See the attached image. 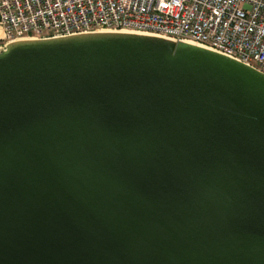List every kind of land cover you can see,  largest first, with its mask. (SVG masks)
Masks as SVG:
<instances>
[{
    "label": "water",
    "instance_id": "95a60500",
    "mask_svg": "<svg viewBox=\"0 0 264 264\" xmlns=\"http://www.w3.org/2000/svg\"><path fill=\"white\" fill-rule=\"evenodd\" d=\"M0 264H264V75L129 32L0 48Z\"/></svg>",
    "mask_w": 264,
    "mask_h": 264
},
{
    "label": "built area",
    "instance_id": "2783aa9c",
    "mask_svg": "<svg viewBox=\"0 0 264 264\" xmlns=\"http://www.w3.org/2000/svg\"><path fill=\"white\" fill-rule=\"evenodd\" d=\"M99 31L189 42L264 75V0H0V48Z\"/></svg>",
    "mask_w": 264,
    "mask_h": 264
},
{
    "label": "bare ground",
    "instance_id": "6f19581e",
    "mask_svg": "<svg viewBox=\"0 0 264 264\" xmlns=\"http://www.w3.org/2000/svg\"><path fill=\"white\" fill-rule=\"evenodd\" d=\"M99 32H104V31H99ZM188 44H191V45H194V46H196L195 44H192V43H189V42H188Z\"/></svg>",
    "mask_w": 264,
    "mask_h": 264
}]
</instances>
